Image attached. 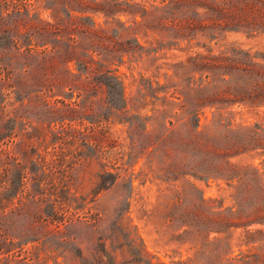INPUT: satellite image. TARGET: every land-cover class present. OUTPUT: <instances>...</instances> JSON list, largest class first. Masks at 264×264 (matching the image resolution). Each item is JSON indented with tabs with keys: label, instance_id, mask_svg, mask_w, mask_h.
<instances>
[{
	"label": "trees",
	"instance_id": "16d2710c",
	"mask_svg": "<svg viewBox=\"0 0 264 264\" xmlns=\"http://www.w3.org/2000/svg\"><path fill=\"white\" fill-rule=\"evenodd\" d=\"M38 1L0 0V19L12 20L11 27L0 28L1 55L11 51L12 56L22 60L16 74L12 61L0 59V142L10 137L15 127L17 115L11 117L4 104L14 93L21 102L27 99L29 103L34 98L33 104L25 107L35 112L32 118L39 126L47 128V146L60 142L76 144L78 148L60 154L45 150L21 163L0 150V247L9 238L8 228L20 218V245L39 243L43 249L64 256L71 253L69 244L77 243V238L68 235L66 227L87 221L68 217L64 228L59 222L65 218L62 212L74 207L66 184L69 169L86 153L81 146L96 158L112 161L115 172L98 175V185L105 190L126 183L131 193V167L142 155H146L143 165L158 179L176 174L225 181L234 200L226 209L206 201L191 183L189 190L184 191L188 204L183 210V224L203 241L207 242L211 233L220 235L237 229L246 235L263 233V176L258 168L232 163L230 157L253 149L264 151V122L257 120L250 126L233 128L230 119L223 124L220 118L236 106L264 111V56L256 57L237 47L214 46L218 47L232 32L264 36V0H60L66 11V24L63 25L65 19L59 15L58 5H46L52 22L46 21L38 28L52 38L42 45L50 42L51 47L36 51L31 47V33L20 31L19 18L23 22L37 17L38 13L31 14V10H35L34 3ZM96 15L116 19V24L110 28L97 25ZM122 16L127 19L122 21ZM122 32L126 36L122 37ZM25 37L28 41L23 43ZM173 47H196L199 51L172 65L171 76L177 82L171 85L160 87L156 82L154 87L152 80L140 78L139 96L135 98L140 103L147 96L161 98L165 108L161 119L169 117L170 126L147 132V122L153 116H145L139 128L147 145L140 146L131 137V146L124 152L125 145L109 131L108 118L128 122L132 129L133 116H140L127 113L143 109L146 103H130L132 98L123 81L109 65L123 63L124 56L138 60ZM23 88H28V93L20 97ZM159 92L164 93L162 97ZM213 108L212 114L219 120L211 133V128H201L200 114ZM26 123L22 129H26ZM116 145L119 150L113 151ZM137 152L141 155L137 156ZM85 156L90 157L87 153ZM129 170L131 175L126 178ZM128 198L122 195L120 200ZM9 203L12 205L7 209ZM124 237L132 245L135 238L130 233ZM110 238L104 239V249L96 253L95 264H108L104 257L107 240L112 242ZM215 245L225 248L227 242L214 236L206 244ZM76 257L84 264L82 249ZM8 261L17 263L15 259ZM20 262L34 264L26 257Z\"/></svg>",
	"mask_w": 264,
	"mask_h": 264
},
{
	"label": "rangeland",
	"instance_id": "374dc122",
	"mask_svg": "<svg viewBox=\"0 0 264 264\" xmlns=\"http://www.w3.org/2000/svg\"><path fill=\"white\" fill-rule=\"evenodd\" d=\"M51 3L59 6V15L65 19L62 20L65 25L66 11H64L60 0H39L34 3L35 10H31V14L38 13L37 17L23 22L19 18L20 31L31 33V43H33L31 47L36 51L51 47L50 42L42 45L46 39L51 40L52 38L43 35L38 28L46 21L52 22L51 11L46 8V5ZM120 19L124 21L127 18L122 16ZM94 21L97 25L109 28L116 24V19H106L102 15L94 16ZM11 26V19H0V28ZM121 36H126V32H122ZM22 39L23 37L20 43H22ZM26 39L27 37L23 43L28 41ZM219 44L218 47L217 45L214 47L216 49L237 47L249 50L256 57L264 56V36L262 35L247 36L232 32ZM24 48L25 45L20 50L22 51ZM195 51H199V49L196 47L186 50L176 47L164 48L156 54L144 55L138 60L124 56L123 63L109 65L112 72L123 81L127 94L132 98L130 103L134 102V105L146 103L143 109L131 110L127 113L128 116L137 113L140 116V118L133 116L134 126L132 129L128 122L123 123L118 122L117 118H108L106 124L109 126V131L117 139V142L125 145L124 152L128 151L127 146H131V137L136 139L138 145H147V140L142 137L139 128V125H143L145 116H153L147 122V132H158L170 126L169 117L166 120L161 119V112L165 110L161 98L155 100L153 97L147 96L141 103L135 101V98L139 96L137 84L140 78L152 80L154 87L157 85L156 82L160 87L171 85L177 82V79L171 76L172 65ZM1 53L0 51V59L6 62L12 61L14 71L18 74L22 60L17 56H12L11 51L5 52L3 55ZM17 83H19L18 80ZM27 93L28 88H23L20 97ZM163 94V92H159L158 96L162 97ZM15 95L12 93L4 101V104H7V111H11L10 116L17 115V119L12 135L0 142V150L8 152L21 163L24 159H34L37 153H45V150L60 154L66 149L75 151L78 148L76 144L63 145L60 142L47 146L50 139L47 128L39 126L32 118L35 112L31 108L25 107L27 104H33L34 98L29 103L27 99L21 102L16 99ZM166 96L169 98L168 95ZM127 107L130 108L129 103ZM157 110L160 111L158 119H155ZM213 110L214 108L205 110L203 114H200L201 128H211V133L214 132L219 120L218 117L213 116ZM104 111L105 109L101 110V112ZM104 116L106 118V114ZM220 119L223 124L230 119L233 128L250 126L257 120L264 122V111L236 106L229 113H224ZM172 121L175 119L172 118ZM23 122H27L26 129H22ZM73 125H77V122ZM81 149L90 157L85 156L86 153L83 154L81 159L74 165L72 164L73 167L69 169L70 178L66 188L70 189L74 207H70L67 212H62L65 218L59 222L63 223L61 227L64 228V224H68V217H72V220L87 221L85 224L66 227V233L77 238V243L69 244L71 253L64 256L57 251L43 249L39 243L20 245L18 231L22 220L18 218L14 222V226L8 228L9 238L3 241L0 247V264H8V259H15L17 260L16 264H22L20 260L23 257H26V261L34 262V264H80L81 260L76 257L80 249L86 258L84 264H95L96 253L103 251V241L106 237L112 238V242L107 240V252L104 257L108 264H264V227H261L263 233L251 235H246L242 229L220 235L211 233L208 241H212L213 237L217 236L222 238L225 243L227 242V246L222 249L216 245L206 246L208 241H203L183 224V210L188 204L184 197V191L189 190V183L196 187L197 193L201 194L206 201H210L215 207L220 206L219 209H226L234 204V200L231 196L232 189L226 185L225 181L193 176L178 177L176 174L175 177H167L166 174L164 179H158L143 165L146 155H142L131 167L133 168L131 193L126 183L122 185L119 183L105 190L98 185L100 181L98 175L103 171L115 172L112 161L96 158V155H93L86 147L81 146ZM113 149V151H118V145ZM136 155L141 154L137 152ZM212 159L214 158L212 157ZM230 161L258 168L264 180V151L261 149L248 150L232 156ZM103 165L105 166L103 167ZM120 175L123 176V172H120ZM130 175L129 170L125 176L127 178ZM119 180L121 182V179ZM122 195L129 196L128 200H120ZM11 205L9 203L7 209H10ZM126 233H130V236L135 238L132 245H129L128 240L124 237Z\"/></svg>",
	"mask_w": 264,
	"mask_h": 264
}]
</instances>
